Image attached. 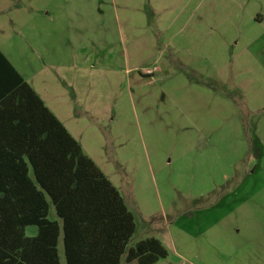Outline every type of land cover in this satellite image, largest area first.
<instances>
[{"label": "rangeland", "instance_id": "1", "mask_svg": "<svg viewBox=\"0 0 264 264\" xmlns=\"http://www.w3.org/2000/svg\"><path fill=\"white\" fill-rule=\"evenodd\" d=\"M0 50L125 200L129 247L264 264V0H0Z\"/></svg>", "mask_w": 264, "mask_h": 264}, {"label": "trees", "instance_id": "2", "mask_svg": "<svg viewBox=\"0 0 264 264\" xmlns=\"http://www.w3.org/2000/svg\"><path fill=\"white\" fill-rule=\"evenodd\" d=\"M135 233L118 190L0 50V264H61L60 238L65 264L168 257L153 237L129 247Z\"/></svg>", "mask_w": 264, "mask_h": 264}, {"label": "crops", "instance_id": "3", "mask_svg": "<svg viewBox=\"0 0 264 264\" xmlns=\"http://www.w3.org/2000/svg\"><path fill=\"white\" fill-rule=\"evenodd\" d=\"M3 53V52H2ZM4 54V53H3Z\"/></svg>", "mask_w": 264, "mask_h": 264}]
</instances>
